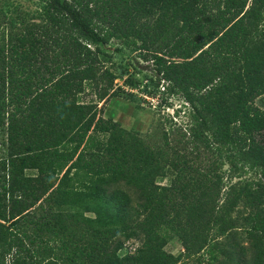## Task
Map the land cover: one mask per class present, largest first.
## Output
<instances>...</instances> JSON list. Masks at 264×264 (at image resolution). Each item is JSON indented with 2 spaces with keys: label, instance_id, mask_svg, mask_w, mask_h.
<instances>
[{
  "label": "trees",
  "instance_id": "1",
  "mask_svg": "<svg viewBox=\"0 0 264 264\" xmlns=\"http://www.w3.org/2000/svg\"><path fill=\"white\" fill-rule=\"evenodd\" d=\"M39 17L0 46V264H178L170 234L187 256L264 264V0H43ZM111 39L152 61L144 92L189 104L192 149L102 117L127 72L104 65Z\"/></svg>",
  "mask_w": 264,
  "mask_h": 264
},
{
  "label": "rangeland",
  "instance_id": "2",
  "mask_svg": "<svg viewBox=\"0 0 264 264\" xmlns=\"http://www.w3.org/2000/svg\"><path fill=\"white\" fill-rule=\"evenodd\" d=\"M42 3L43 0H0V46H6L12 36L21 34L25 30V26L43 24L44 20L39 17ZM101 48L104 53L105 66L117 74L121 71V68H126V74L118 76L114 80V88L122 87L123 90H118L114 97H109L102 103V101L97 102L93 90L87 86L80 96L81 99L85 102L95 101L98 103V107L102 105V117L111 118L113 121L118 122L122 127L136 134L150 146L162 147L165 142H168L171 146L180 142L178 145L182 146L186 141L187 151L192 149L193 144L188 139L192 111L189 104L178 94L159 93L158 90H154L150 85L147 90L152 94L143 91L148 79L151 78L154 81L156 77L152 61L144 60L142 52L134 47V44L125 45L116 39H111ZM130 92L134 93L136 97H141V102L124 100L126 94ZM130 117L138 118L137 122L131 123L129 121ZM139 117H141V120H139ZM134 129L139 132H135ZM4 137V130H0V156L5 153L2 145ZM201 159V164L203 166L206 165V156L204 154ZM227 168V164H223L220 167L222 171H225L224 180L228 174ZM26 174H35V170H27ZM249 175L250 172H246L241 178ZM173 176L174 172L169 169L168 174L164 177H159L157 182L166 188L169 186ZM228 178L226 181H228ZM229 179L235 181L239 178L231 177ZM123 187L133 197L135 196L132 189L125 185ZM227 236L231 240V235L228 234ZM220 239L225 241L226 237H221ZM141 243L142 237L140 235L139 237L129 238L124 241L121 252L134 253ZM240 243L244 247L247 246L245 239L241 238ZM165 249L174 255H180L178 264H216L212 256L213 252L211 253L209 248L192 256L183 254L180 241L174 234L169 235ZM216 254L219 258H222L218 252Z\"/></svg>",
  "mask_w": 264,
  "mask_h": 264
},
{
  "label": "crops",
  "instance_id": "3",
  "mask_svg": "<svg viewBox=\"0 0 264 264\" xmlns=\"http://www.w3.org/2000/svg\"><path fill=\"white\" fill-rule=\"evenodd\" d=\"M132 106H133V105H132ZM127 108H128V106H127ZM111 112H112V111H111ZM140 118H141V117H139V120H141ZM131 119H132L133 122L131 121ZM137 119H138V118L130 117V118H129V121H130L131 123H134V122L136 123V122H137ZM146 124H147V123H146ZM146 124H145V125H146ZM135 129H136V127H135Z\"/></svg>",
  "mask_w": 264,
  "mask_h": 264
},
{
  "label": "built area",
  "instance_id": "4",
  "mask_svg": "<svg viewBox=\"0 0 264 264\" xmlns=\"http://www.w3.org/2000/svg\"><path fill=\"white\" fill-rule=\"evenodd\" d=\"M161 89H163V87H161Z\"/></svg>",
  "mask_w": 264,
  "mask_h": 264
}]
</instances>
